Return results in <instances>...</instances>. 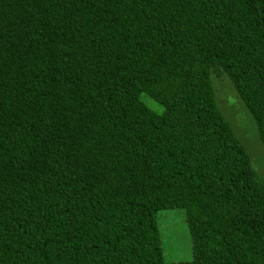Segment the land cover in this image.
I'll list each match as a JSON object with an SVG mask.
<instances>
[{"label": "trees", "instance_id": "obj_1", "mask_svg": "<svg viewBox=\"0 0 264 264\" xmlns=\"http://www.w3.org/2000/svg\"><path fill=\"white\" fill-rule=\"evenodd\" d=\"M220 73L264 144V0H0V264H264ZM177 201L194 258L168 262Z\"/></svg>", "mask_w": 264, "mask_h": 264}, {"label": "rangeland", "instance_id": "obj_2", "mask_svg": "<svg viewBox=\"0 0 264 264\" xmlns=\"http://www.w3.org/2000/svg\"><path fill=\"white\" fill-rule=\"evenodd\" d=\"M213 83L221 110L245 144L254 161L259 179L264 183V144L259 139L255 121L240 99L237 90L224 74H214ZM142 99L152 108L161 109L149 96L143 95ZM184 205L186 204L183 201H177L170 209H164L158 213L157 221L161 232L163 253L168 262L191 261L194 258L193 239Z\"/></svg>", "mask_w": 264, "mask_h": 264}]
</instances>
